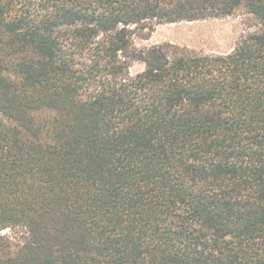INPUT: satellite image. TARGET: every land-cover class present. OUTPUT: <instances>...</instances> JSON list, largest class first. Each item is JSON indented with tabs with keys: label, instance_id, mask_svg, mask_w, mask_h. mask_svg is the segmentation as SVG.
Returning a JSON list of instances; mask_svg holds the SVG:
<instances>
[{
	"label": "trees",
	"instance_id": "1",
	"mask_svg": "<svg viewBox=\"0 0 264 264\" xmlns=\"http://www.w3.org/2000/svg\"><path fill=\"white\" fill-rule=\"evenodd\" d=\"M0 264H264V0H0Z\"/></svg>",
	"mask_w": 264,
	"mask_h": 264
},
{
	"label": "rangeland",
	"instance_id": "2",
	"mask_svg": "<svg viewBox=\"0 0 264 264\" xmlns=\"http://www.w3.org/2000/svg\"><path fill=\"white\" fill-rule=\"evenodd\" d=\"M245 30L244 16L237 13L222 18L159 24L148 38L136 36L135 44L146 47L169 41L204 52H225L235 45ZM142 68L143 65L136 64L133 70Z\"/></svg>",
	"mask_w": 264,
	"mask_h": 264
}]
</instances>
